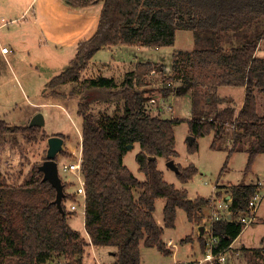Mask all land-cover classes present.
Returning <instances> with one entry per match:
<instances>
[{"label": "trees", "instance_id": "16d2710c", "mask_svg": "<svg viewBox=\"0 0 264 264\" xmlns=\"http://www.w3.org/2000/svg\"><path fill=\"white\" fill-rule=\"evenodd\" d=\"M66 1L79 7L101 3V10L94 34L78 43L68 66L46 82L57 94L53 88L78 80L81 69L102 47L172 46L176 29L189 30L198 37L199 45L173 52L172 75L161 87L146 86V77L155 69V63L149 61L138 62L119 85L114 77L89 79L91 87L104 89L111 99L122 103L121 114L95 117L87 101L91 93L77 102L85 230L93 245L114 248L111 264H140L141 243L164 254L170 251L162 240V227L154 219L156 199H165V227L174 226L177 208H182L190 221H200L201 207L209 204L208 198L189 199L185 189L164 179L157 157L169 160L178 155L173 127L180 120L163 117L160 112L149 114L144 101L154 98L157 102L161 96L186 94L191 89L187 123L194 139L187 141L188 152L198 150L196 137L210 132V146L214 148L230 126V145L220 173L227 167L230 153L237 150L247 154L244 173H248L255 157L264 153V114L257 112L256 105V93L264 90V56L256 53L264 39V0ZM230 38L237 44L226 45ZM174 79L181 80L179 86H172ZM222 86L244 88L239 109L231 99L222 105L224 100L218 92ZM38 128L28 125L17 129L27 133V140H33ZM14 130L0 119V139ZM134 143L139 146L135 160L143 180L123 162L127 146ZM39 164L34 163L19 183L10 182L0 171V264H55L57 259L58 264H83L88 243L67 222L65 201L71 195L62 182L58 201L55 187L38 169ZM177 166L176 177L181 182L197 173L192 163ZM256 189V184L230 186L233 218L212 221L211 234L218 238L213 253L227 248L242 231L244 225L238 217L246 211ZM252 251L264 258V252ZM215 264H220L217 259Z\"/></svg>", "mask_w": 264, "mask_h": 264}, {"label": "rangeland", "instance_id": "374dc122", "mask_svg": "<svg viewBox=\"0 0 264 264\" xmlns=\"http://www.w3.org/2000/svg\"><path fill=\"white\" fill-rule=\"evenodd\" d=\"M31 0H0V23L4 25L0 27V43H7L11 47L10 54L14 53L15 62L12 70L8 69V74L0 76V119L6 121L9 126H12V132L6 134L0 139V171L10 182L19 183L26 178L31 172V167L34 163H41L45 157L47 147L46 139L50 135H63L64 151L57 155L58 174L63 179L68 174L62 171V164L73 161L78 153L79 143L81 139V117L77 114V102L79 97L85 93H91L88 98L89 108L95 117L103 115H119L122 112V103L111 99L104 89L94 88L88 84V80L96 78L101 73H112V66L103 65L100 68L99 63L95 61H104L110 59V53L101 50L97 52L92 61L86 63L81 69L78 80L67 82L64 85L56 86L57 93L52 91L45 83L47 78L58 74L65 63L74 56V49L55 48L54 44L44 43V36L40 30V18L35 19L36 14L33 11L35 4H31L27 10L26 6ZM2 15V16H1ZM39 13L37 14L38 17ZM21 16L24 21H18L17 17ZM44 19V17L42 16ZM46 18V16H45ZM233 38V37H232ZM230 38L226 41V45H235L237 42ZM198 37L193 32L185 29H176L175 40L172 46H162L159 50L147 48L150 59L160 60V54L166 60L164 63L158 62L155 64L154 73L146 77L147 87H161L166 79L172 75L170 54L173 50L192 49L199 45ZM132 49L134 47H127ZM14 49V50H12ZM145 48L141 49L144 51ZM132 49L133 55H139ZM258 56H264V39L260 41L257 50ZM141 59H144L142 56ZM148 57V56H146ZM147 60V59H145ZM107 61V60H106ZM94 63V64H93ZM108 64V63H107ZM130 66L126 64V68ZM123 70V69H122ZM124 71V70H123ZM119 74L118 85L121 83L126 72ZM103 74V75H105ZM181 80L174 79L171 81L172 86H179ZM242 87H222L219 93L223 94L224 100L222 105L231 103L234 106L238 105V100L242 97L240 90ZM227 90L234 91L225 92ZM191 89L186 90L185 95H171L169 98L162 99V105L157 106L156 102H151L148 98L144 101L146 112L149 114L159 113L163 117H176L181 120L182 117H187L189 114ZM241 93V96L239 94ZM201 93V92H199ZM233 97V98H230ZM239 98V99H238ZM257 112L264 114V90H259L256 93ZM209 108V106H204ZM159 109V110H158ZM37 112H41L44 116V125L39 126L35 134V139L27 140V133L17 128L28 126L31 118ZM231 127L227 126V134L225 139L218 141L216 146H210L213 132L196 137L198 150L194 153L188 152L187 138L189 135V126L187 120L181 121L174 126L175 135V150L177 156L174 158L175 163L185 167L192 163L198 169V172L192 176L187 182H181L170 169L164 158H157L158 168L163 171L164 179L174 182L177 187H184L191 196L194 195H214L217 191L221 195L225 192L226 182L239 183L248 182L250 179L253 182L262 180L264 182V154L255 157L252 164V169L248 173H244L247 154L244 150H237L230 153L228 157L227 167L221 174L220 170L227 157V146H229ZM229 138V139H227ZM70 145V149L67 145ZM139 150L138 144L134 143L133 147L128 150L123 158L124 164L133 172L140 180L144 178V174L138 170V164L135 160V154ZM65 155V156H64ZM69 177V176H67ZM66 177V178H67ZM63 182V181H62ZM223 183V188H216V183ZM76 185H71L68 190H72ZM70 202L67 203L69 205ZM160 208V213H161ZM68 221L76 228H81V214L68 211ZM210 210L205 212L204 218L200 225H204V219L208 221L207 216ZM157 217V216H156ZM176 226L169 228L165 232V238L173 235V238L180 235L189 229V226H183L181 217L177 216L175 221ZM202 228V227H201ZM205 234V235H203ZM175 235V236H174ZM208 234L196 229L190 235L191 240H198L201 245L202 253L204 254V245ZM204 236V237H203ZM176 240V239H175ZM236 245L243 248L239 255L230 257L229 264H264V258L255 254L252 250H260L264 252V195L262 196L256 208L255 217L252 222L243 227L239 237L236 240ZM96 250V249H95ZM94 250V251H95ZM193 250L190 244H183L177 248L173 255H164L153 248L142 249L141 259L143 264H169L172 261L178 260L179 263L184 262L189 258ZM103 254L104 264L107 261H113L114 257ZM189 261L190 264H196L203 254ZM229 256V253L227 254ZM53 262L58 264V259ZM94 259L92 249L88 248L85 254L84 264H97ZM51 264H54L51 262ZM186 264V263H185Z\"/></svg>", "mask_w": 264, "mask_h": 264}, {"label": "crops", "instance_id": "0c3cea01", "mask_svg": "<svg viewBox=\"0 0 264 264\" xmlns=\"http://www.w3.org/2000/svg\"><path fill=\"white\" fill-rule=\"evenodd\" d=\"M31 4H35L36 5V7L33 8L34 9L33 11L36 14V17H35L36 21H37L38 18H40L39 19L40 20V30L42 31V34L44 36L43 42L47 43V44H52V45L54 44L55 48H60L62 50L63 49H74L73 53L75 54L76 47H77L78 43L89 39L94 34V32L96 31V28H97V25H98L99 14H100V10H101V3H96V4H91V5H88V6L79 7V6H74V5L69 4L66 0H31L28 3V5L26 6L25 10H27L28 7ZM38 13H39V15L37 17ZM42 16L44 17V19L42 18ZM45 16H46V18H45ZM17 20L21 21V22L24 21V19L21 16H18ZM3 25H4L3 23H0V27H2ZM0 45H6V46H8V48L10 50L6 54H2L0 52V76H2L4 73L6 75L8 74V72H7L8 69L12 70V68L14 66L13 64L15 62L14 61L15 60V56H14V53L9 55V53L11 52V47L7 43L2 42V43H0ZM127 47H134L132 49H137V50H134V51H136L138 54H139V52L142 51L141 49H143V48H145V49L139 55H136V54L133 55L132 49H129ZM147 48H151V47L138 46V45H134V46H130V45H114V46H109V47H102L99 50H97L94 53V55L97 52H99L101 50H104L105 52L111 54L110 55V59L108 60V58H107L106 59L107 61L106 60L98 61V62L95 61L94 63L95 64L99 63L100 68H102L104 64H106L105 66H108V67H110V65H111L112 68H113L112 69L113 70L112 73L108 72V74H105L106 73L105 72V73H101L100 75L106 76V77H114L116 82L118 83V78H119V74L121 73V71L124 70L123 71V73H124V72H128V71L133 70L135 65L138 62L149 61V62H153V63L156 64L158 62L164 63V61H166L163 58L164 56H162L161 54H160V57H161L160 60L154 59V58L150 59L149 58V54H148V52L146 50ZM159 48L160 47L154 48V49L155 50H159ZM12 50H14V49H12ZM174 51L175 50H173L171 52L170 57H169V61L171 60V57H172V54H173ZM94 55L89 59L88 62L92 61ZM139 56H142L144 59H141V57H139ZM146 56H148V57H146ZM70 59H69V61H70ZM145 59H147V60H145ZM69 61H68V63H65V67H63L62 70H64L68 66ZM126 64H128L130 66L129 69H124V68H126ZM152 73H154V72H151L149 75H151ZM103 74H105V75H103ZM50 78L48 77L47 81ZM59 85H64V84H59ZM59 85H57V86H59ZM222 87H231V86H222ZM222 87H220V88H222ZM219 89H218V92H219ZM225 92H230V94H232V92H234V91L227 90ZM240 92L242 93V97L240 99L238 98L239 99L238 100V105H237L238 109L240 108V106L242 104V101H243V96H244V88L243 87L240 90ZM240 92H239V94L241 96ZM219 94L221 96L223 95L221 93H219ZM171 95L173 96V95H185V94H179V93L173 92V93H171L169 95L161 96L159 99H157V102L156 101H154V102H156L157 106H161L162 105V101H163L162 99H165L166 97L169 98ZM230 98H233V97H230ZM146 101H147V99H146ZM233 103H231V104H233ZM189 109H190V107H189ZM190 115L191 114H190V110H189L188 116L187 117H182L180 122L189 119ZM173 118H176V117H173ZM173 129H174V127H173ZM80 135H81V132H80ZM223 139L226 140L225 136L223 137ZM227 139H229V138H227ZM81 140H82V137L80 139L78 153H76L75 156H77L81 152ZM229 142H230V140H229ZM67 146L70 149V145L68 144ZM228 147L229 146H227L226 148H228ZM260 154H264V153H260ZM260 154H258V155H260ZM157 158H159V157H157ZM174 158L175 157H173V160L175 162ZM164 160L167 161L165 158H164ZM157 166H158V164H157ZM197 172H198V169H197ZM221 173H219V174H221ZM162 174H163V171H162ZM175 175H176V173H175ZM69 178H71V176H69ZM143 179H141V180H143ZM167 182L174 184V182H172V181H167ZM226 183H227V185H224V186H227L226 189H228V190H229L230 186H232L234 184H239V183L255 184V182L251 181V179L248 182H239V183L226 182ZM71 185L68 184V186L65 187V192L72 193L74 191L75 188H73L72 190H68V187H70ZM216 186H217L216 188L221 189V188H223V183L217 182ZM219 186H221V188ZM175 187H177V186H175ZM177 188L178 189H185L187 194H188V198L189 199H193V198H195L197 196H200V197H203V198H208L211 195V194L210 195H198L197 194V195L191 196L188 193L187 189L184 188L183 186L182 187H177ZM228 190H225V192H223L224 196L226 197V199H228L229 198L228 195H230ZM216 195L218 197L221 196L219 194V191L216 192ZM76 199L79 202V208L74 213H77L79 211L80 214H81V219H82L81 228H76L73 225H71L69 223V221H68V217H67V222L72 228L78 230L81 233L82 238L88 243V245H86V247H85V252H84V256H83V264H84L85 254H86L88 248L92 249L94 259H96L98 261L97 264H104L105 261H103V254L100 255L99 251H102V253H106V254H109V255L114 257V255H113L114 248H112V247L95 246V245H93L91 243L90 237L87 234V232L85 230V227H84V200H82L81 196H77ZM164 200H165L164 198L156 199V201H155V209H154L153 215H154V219H155L156 223L159 226L162 227L163 232H162V236L161 237H162L163 242H165L167 247L170 249V251L167 254H164V253L160 252L156 247H147V246H144L143 243H141L140 244V264H143L142 259H141V253H142V249L144 247L156 249L157 251H159L160 253H162L164 255H173L174 251L177 248H179L180 246H183V244H190L191 245V249L193 251L191 252L190 255H188L189 258L185 259L184 262H182V263H179L180 261L175 260V261H172L169 264H185V263L186 264H190L189 261L193 260V258L198 256L199 252L202 253L200 242H198V240H196V239L195 240H191L192 237L190 235L192 234V232L196 231V229H197L198 232L200 231V234H202L203 231L206 232V234H208V235L211 234V223L210 222H206V220L204 219V222H205L204 225L203 226L200 225L202 219L205 217L204 216L205 212L208 211V209H209V204H205V205H203L201 207L203 216H202L200 221H190L187 218L185 211L182 208H177L176 209L175 221H176L177 216H180L182 225L183 226H185V225L189 226L188 227L189 229H187L186 232L182 233L180 235V237L177 236V238H175V237L173 238V235H172V236H169L166 239L165 238V232L169 228L175 227L176 224L174 222V226L173 227H165L164 226V221H163V206H164V202H165ZM160 208L162 210L161 213H160ZM240 233H239V235H240ZM203 235H205V234H203ZM208 235H206V236L208 237ZM239 235L231 243V245L235 248L234 250L238 251L237 255H239L240 252H243L242 251L243 248H240V247H238L236 245V240L239 237ZM205 241H204V244H205ZM204 247H205V245H204ZM230 250H229V256L226 258V261L224 263H220V264H229L230 263V259L229 258L235 256L234 250H231V251ZM204 252H205V249H204ZM107 263L111 264L112 261H107Z\"/></svg>", "mask_w": 264, "mask_h": 264}, {"label": "built area", "instance_id": "2783aa9c", "mask_svg": "<svg viewBox=\"0 0 264 264\" xmlns=\"http://www.w3.org/2000/svg\"><path fill=\"white\" fill-rule=\"evenodd\" d=\"M10 50L6 45H0V52L2 54L8 53ZM151 72H154L151 71ZM151 102H154V98H149ZM57 168H58V160H57ZM62 171L67 173V176L61 181L66 184L76 185L74 191L72 193L67 192L71 195V197L66 198L65 201V208L70 212H76L79 208V202L76 199L77 196H81L82 200L85 199V187H84V176L81 167V152L73 159V161L68 163L62 164ZM60 176V175H59ZM257 189L254 192L253 196L248 201L247 209L244 213H242L238 219L242 222L244 226L248 225L250 222L253 221L256 213V208L258 203L260 202L262 196L264 195V182L262 180H257L255 182ZM226 194V193H225ZM228 199L224 196V193L221 196H217L216 193L212 196H209V215L207 216L208 221L212 224L213 220L216 219H225V220H232V211H231V198L228 195ZM70 202L69 205L67 203ZM218 238L209 234L205 241V252L203 257L199 259V262L196 264H215L216 259L219 263H224L226 258L228 257L229 250L235 249L231 244L217 253H213L212 247L213 244L216 243ZM170 243V242H169ZM230 250V251H231ZM234 254L237 255L238 251L234 250Z\"/></svg>", "mask_w": 264, "mask_h": 264}, {"label": "water", "instance_id": "95a60500", "mask_svg": "<svg viewBox=\"0 0 264 264\" xmlns=\"http://www.w3.org/2000/svg\"><path fill=\"white\" fill-rule=\"evenodd\" d=\"M29 126H42L44 125V116L41 112H37L31 118ZM12 129V126H10ZM194 139L193 135H189L187 138L188 143H191ZM47 147L45 150V157L39 164L38 169L44 173V177L47 178L55 187L57 200L59 201L62 195V181L58 174L57 168V155L64 151V138L60 135H50L46 139ZM133 147L132 144L127 146L128 150ZM167 166L175 173L179 172V168L173 159H169L166 162Z\"/></svg>", "mask_w": 264, "mask_h": 264}]
</instances>
